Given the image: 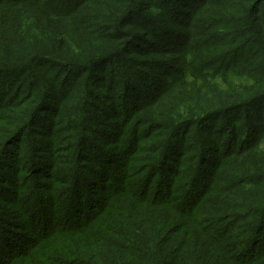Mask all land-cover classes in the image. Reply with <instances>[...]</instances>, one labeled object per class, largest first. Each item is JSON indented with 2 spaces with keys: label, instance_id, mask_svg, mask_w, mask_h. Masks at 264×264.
I'll return each instance as SVG.
<instances>
[{
  "label": "rangeland",
  "instance_id": "374dc122",
  "mask_svg": "<svg viewBox=\"0 0 264 264\" xmlns=\"http://www.w3.org/2000/svg\"><path fill=\"white\" fill-rule=\"evenodd\" d=\"M80 1L0 0V264L20 248L36 263L248 264L264 137L247 143L264 102L226 107L264 88V49L254 66L243 56L259 53L264 3L240 23L226 0H180L178 22L148 0L129 16L134 0ZM223 16L238 41L224 52ZM185 39L208 47L198 79ZM191 199L197 214L179 207ZM106 202L89 228L56 229Z\"/></svg>",
  "mask_w": 264,
  "mask_h": 264
},
{
  "label": "trees",
  "instance_id": "16d2710c",
  "mask_svg": "<svg viewBox=\"0 0 264 264\" xmlns=\"http://www.w3.org/2000/svg\"><path fill=\"white\" fill-rule=\"evenodd\" d=\"M148 1L151 3V5H154L155 8H158L160 12L167 11L166 13L171 16V18H172L171 20H174V22H178L177 21L178 19L176 18L175 13L180 11L179 7L187 6L184 3H182L180 0H148ZM226 1L228 3V6L223 11V12H225V15L228 14V12H227L228 10H232V9L234 10V8H233L234 4H239L240 7L242 6L240 8L241 11H235L236 14L240 17V19L241 18L243 19L242 15L247 14L248 10L253 11V10H255V8L257 7L258 4L264 3V0H226ZM207 2L208 1H206V0H194L193 5H197L196 9L197 8L200 9V8L204 7L207 4ZM79 3L80 4H78V5H80V6H82L83 4L86 6L88 4V0H81ZM138 5H139V3L136 0H134L132 5L128 9L127 15L129 16L130 14L134 13V11L140 7ZM190 6H192V4H190ZM245 19L241 20L240 23H244V22L248 21L247 19L246 20ZM258 21H259V19L252 18L251 22H253L254 24L259 26V30L255 31V34L258 36H257V38H255L253 40L255 43H261V46L259 48H257L259 50V53H256V54L250 53V54H244L243 55L244 58H246V60H247V61H244V63H249L252 66H254L258 62H260L261 56H262L261 53L264 49V46H262L264 43V40L262 39V35L264 34L263 30H262L263 27L260 25V22H258ZM154 23H157V22H154ZM232 23L233 22L229 21L228 19L224 20V16H223V38H222V40H223V52L227 48V43H237L238 42L231 35L232 34V31H231L232 28L230 30H227V31L225 30L226 27L230 28L231 27L230 25ZM245 33H246L245 29H240V33H238L239 40H241L240 43L243 42L244 40H247V34H245ZM236 36H237V34H236ZM185 40H186L185 43H181V44L178 43V46H177V47H184V50H187L186 56L187 57L190 56V58H191L190 59L191 61L187 62V65L184 66L183 70H186V71L188 70V75H186V76H188V78H190V76H192V77H195L198 79V72L201 69V67H198V64H200L201 60L203 59L204 50L208 49V47H205L204 50H201L200 48H197V46H194V43H191V45H187L188 39H185ZM173 46L175 47V45H173ZM183 53H184V51H183ZM196 54H199L200 56L197 57ZM186 60H187V58H186ZM242 60H240L239 62L237 61L235 66H238L242 62ZM231 68H232V66H231ZM231 68L227 69V66L223 65V76L226 74L233 73L234 71H231ZM235 70H239V69L236 68ZM180 76L181 75L179 74L178 76L172 78V82H174L176 79H179ZM261 77H262L261 79H264V73L261 74ZM247 80H248V82H250V79H247ZM255 80H257V79H255ZM183 84H185V82ZM183 84H181V85H183ZM248 87H249V90H252V91L249 92V90H248L247 92H249V93L247 94V96H244L241 99H238L237 100L238 102L235 101L236 104L229 105L226 108H234V109L242 110L246 106H253L259 102H264V88H262L260 90H256V89H254L253 85H249ZM254 90H256V91H254ZM227 105L228 104H224L223 107H225ZM259 128L261 129V131H259V129H257L255 131V135L253 133L250 134L251 132L249 133L250 137L248 138L247 144L251 143V145H250L251 147L257 146L258 144H260L263 141L262 138L264 137V126L262 127L260 125ZM247 134H248V132H247ZM248 148H249V146H248ZM235 152H238V150H236ZM113 196H115V195H113ZM197 197L195 198L194 202H197L199 200V197L198 198ZM183 199H185V198H183ZM193 200L192 199L189 201L184 200L182 207L179 206L183 213H186V214H197L198 213V209H199V207H201V205H199L197 207H196V205H193V203L191 205V202ZM173 201H176V199L171 197V199H169V201H167V202L172 203ZM107 204H108L107 202L102 204L99 211L94 212L92 214L91 217H93V218H88V219H85L84 221L76 219V218H66L65 217L66 213H64V218L61 219V221H60L62 227H57L56 229L59 232H61L62 230L63 231H67V230L68 231H70V230H72V231L73 230L83 231L84 229L89 228L88 226L92 223V220H94V217H97V215H100L101 211H103V209L106 207ZM72 212H74V210H72ZM261 212H262V214H260ZM256 213H257V216H256L255 220H261V223H260V225H257L256 229H255L256 233H258V234L253 236L254 239L252 242L255 241V242H257V244H255V246L252 247L249 254L247 255L248 259H249L248 264L254 263L255 261L258 260V257L260 255H264V245L261 246L260 249H258V251H256V246H258L261 243L259 241V238L263 233L262 229H264L263 224H262V222L264 220L263 211L258 210ZM257 236H258V241H257ZM248 241H249V239H248ZM21 250L23 251V248L18 249L16 252L17 258L13 262H10V261L7 262V264H68L67 262H65V263L59 262L58 260L54 259V257H48V258L44 257V263H40V262L36 263L34 260L30 259L28 257V255L23 256V254H22L23 252ZM246 250H248V249H246Z\"/></svg>",
  "mask_w": 264,
  "mask_h": 264
}]
</instances>
